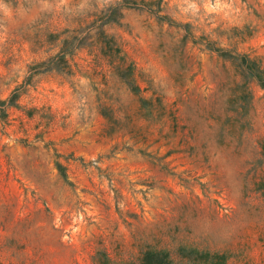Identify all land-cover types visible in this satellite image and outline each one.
<instances>
[{"label":"rangeland","instance_id":"1","mask_svg":"<svg viewBox=\"0 0 264 264\" xmlns=\"http://www.w3.org/2000/svg\"><path fill=\"white\" fill-rule=\"evenodd\" d=\"M264 264V0H0V264Z\"/></svg>","mask_w":264,"mask_h":264},{"label":"trees","instance_id":"2","mask_svg":"<svg viewBox=\"0 0 264 264\" xmlns=\"http://www.w3.org/2000/svg\"><path fill=\"white\" fill-rule=\"evenodd\" d=\"M156 264H160V262L159 263H156Z\"/></svg>","mask_w":264,"mask_h":264}]
</instances>
